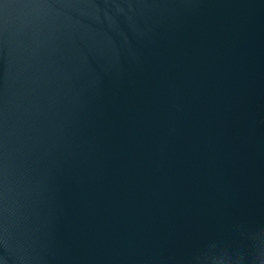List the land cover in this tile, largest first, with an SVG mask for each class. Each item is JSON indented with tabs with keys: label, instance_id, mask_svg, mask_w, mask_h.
<instances>
[{
	"label": "water",
	"instance_id": "obj_1",
	"mask_svg": "<svg viewBox=\"0 0 264 264\" xmlns=\"http://www.w3.org/2000/svg\"><path fill=\"white\" fill-rule=\"evenodd\" d=\"M0 264H264V0H0Z\"/></svg>",
	"mask_w": 264,
	"mask_h": 264
}]
</instances>
